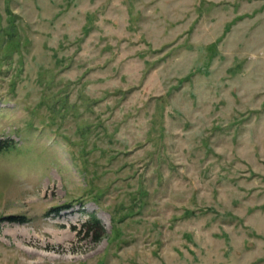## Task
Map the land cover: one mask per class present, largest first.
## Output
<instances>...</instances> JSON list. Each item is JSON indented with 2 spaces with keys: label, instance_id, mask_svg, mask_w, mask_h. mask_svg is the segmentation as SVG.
I'll return each instance as SVG.
<instances>
[{
  "label": "rangeland",
  "instance_id": "1",
  "mask_svg": "<svg viewBox=\"0 0 264 264\" xmlns=\"http://www.w3.org/2000/svg\"><path fill=\"white\" fill-rule=\"evenodd\" d=\"M0 146V264H264V0H0Z\"/></svg>",
  "mask_w": 264,
  "mask_h": 264
},
{
  "label": "trees",
  "instance_id": "2",
  "mask_svg": "<svg viewBox=\"0 0 264 264\" xmlns=\"http://www.w3.org/2000/svg\"><path fill=\"white\" fill-rule=\"evenodd\" d=\"M0 148H1V146H0ZM4 148H6V145L3 146V149ZM68 208H70L68 205H63L61 207L51 208L47 213L57 214L61 210H65ZM8 221L14 222V223H19V224L27 222V220L25 218H21V217H10V218H8ZM81 231H82L84 236H90V239L94 243L99 242L102 239V237L104 236V230H103V227L101 226L100 221L97 218H95V216H93V215L89 216L86 223H84L82 225Z\"/></svg>",
  "mask_w": 264,
  "mask_h": 264
}]
</instances>
